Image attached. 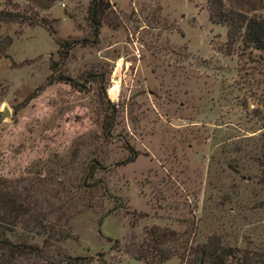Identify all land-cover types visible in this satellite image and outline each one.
<instances>
[{
    "label": "rangeland",
    "instance_id": "rangeland-1",
    "mask_svg": "<svg viewBox=\"0 0 264 264\" xmlns=\"http://www.w3.org/2000/svg\"><path fill=\"white\" fill-rule=\"evenodd\" d=\"M107 1L96 44L81 42L88 0L38 10L51 32L0 26L12 39L0 58V177L62 225L51 255L147 264L133 255L157 226L191 248H227L226 264H264V48L228 41L207 0ZM129 148L136 157L119 164ZM92 160L102 183L85 186Z\"/></svg>",
    "mask_w": 264,
    "mask_h": 264
},
{
    "label": "trees",
    "instance_id": "trees-1",
    "mask_svg": "<svg viewBox=\"0 0 264 264\" xmlns=\"http://www.w3.org/2000/svg\"><path fill=\"white\" fill-rule=\"evenodd\" d=\"M54 1L25 0L26 5L21 10L10 11L1 8L0 26L12 21H26L29 24H38L51 32L50 25L44 17L39 16L38 10L51 7ZM109 8L107 0H88L86 17L90 35L89 38L81 39V42H98L100 23ZM206 9L211 22L225 26L228 41L233 43L238 40L245 47L264 48V14L256 13L264 10V0H207ZM11 41L9 35L0 33V58L6 56ZM72 43L74 41L63 42V47L60 45L59 53L62 58ZM52 79L68 82L73 87L78 86L72 78L64 74H58ZM136 155L137 152L129 148L128 156L118 160V163L125 164ZM99 168V163L92 160L86 167L80 183L85 186L102 183L101 180L93 178L94 172ZM19 182V179L0 177V264H16V261L19 263L21 260H29L26 264L87 262L89 258L85 256L59 255L58 251L54 255L49 254V246L55 245L56 241L65 237L62 225L49 221L47 213L31 198L28 190L21 192L17 189ZM147 233L149 240L142 241L133 255L135 259L143 260L147 264H159L173 255L181 258L184 264H226V258L230 256L227 248L223 249L213 243L196 244L191 248L187 242L177 237L176 232L165 228L152 226ZM168 241H171V244L166 247Z\"/></svg>",
    "mask_w": 264,
    "mask_h": 264
},
{
    "label": "water",
    "instance_id": "water-1",
    "mask_svg": "<svg viewBox=\"0 0 264 264\" xmlns=\"http://www.w3.org/2000/svg\"><path fill=\"white\" fill-rule=\"evenodd\" d=\"M1 116H8V112L6 110H3V112H1Z\"/></svg>",
    "mask_w": 264,
    "mask_h": 264
}]
</instances>
